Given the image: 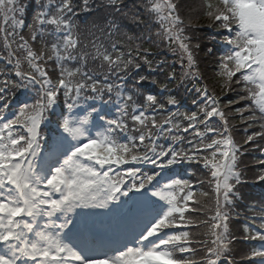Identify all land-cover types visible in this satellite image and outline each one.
I'll return each instance as SVG.
<instances>
[{"label":"snow or ice","instance_id":"1","mask_svg":"<svg viewBox=\"0 0 264 264\" xmlns=\"http://www.w3.org/2000/svg\"><path fill=\"white\" fill-rule=\"evenodd\" d=\"M195 10L0 0V264H264V196L232 227L242 157H264V0Z\"/></svg>","mask_w":264,"mask_h":264},{"label":"trees","instance_id":"2","mask_svg":"<svg viewBox=\"0 0 264 264\" xmlns=\"http://www.w3.org/2000/svg\"><path fill=\"white\" fill-rule=\"evenodd\" d=\"M189 10H190V8H189ZM196 17H198V15H195ZM217 89H219L218 87H217ZM237 120H238V118H237Z\"/></svg>","mask_w":264,"mask_h":264}]
</instances>
